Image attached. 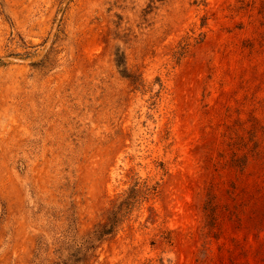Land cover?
<instances>
[{"label": "rangeland", "instance_id": "1", "mask_svg": "<svg viewBox=\"0 0 264 264\" xmlns=\"http://www.w3.org/2000/svg\"><path fill=\"white\" fill-rule=\"evenodd\" d=\"M64 1L0 0V264L131 188L86 264H264V0Z\"/></svg>", "mask_w": 264, "mask_h": 264}, {"label": "trees", "instance_id": "2", "mask_svg": "<svg viewBox=\"0 0 264 264\" xmlns=\"http://www.w3.org/2000/svg\"><path fill=\"white\" fill-rule=\"evenodd\" d=\"M115 65L122 77L131 78L120 58L116 59ZM147 193V190L139 191L131 188L120 202L114 203L107 211L104 220L94 225L85 236L73 235L69 241H62L53 252L58 261L51 264H86L92 259L95 260L97 248L118 232L135 203ZM210 215L212 218V214Z\"/></svg>", "mask_w": 264, "mask_h": 264}, {"label": "water", "instance_id": "3", "mask_svg": "<svg viewBox=\"0 0 264 264\" xmlns=\"http://www.w3.org/2000/svg\"><path fill=\"white\" fill-rule=\"evenodd\" d=\"M68 1H69V0H65V1H64V4H63V6H62V8H61V10H60V12H59V16H58V18H57V20H56L55 28H56L57 25H58V21H59L60 15L62 14V12H63V10H64L66 4L68 3Z\"/></svg>", "mask_w": 264, "mask_h": 264}]
</instances>
